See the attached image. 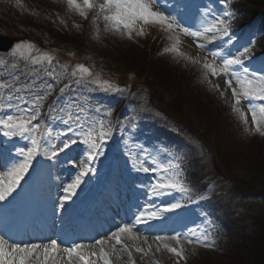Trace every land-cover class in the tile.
I'll list each match as a JSON object with an SVG mask.
<instances>
[{"label": "snow or ice", "instance_id": "1", "mask_svg": "<svg viewBox=\"0 0 264 264\" xmlns=\"http://www.w3.org/2000/svg\"><path fill=\"white\" fill-rule=\"evenodd\" d=\"M64 2L69 11L84 20L91 14L97 40L104 31L137 41L147 35L148 29L157 28L169 42L162 53L199 65L201 83L229 105L242 134L264 137V60L253 66L255 34L239 43L233 31L236 13L232 0H212L202 9L197 6L198 24L185 14L187 5L182 7L173 0ZM214 3L222 7L215 8ZM15 5L24 8L23 0H15ZM56 15L67 27V21L59 13ZM181 36L191 37L196 48L206 54L192 56L182 51ZM53 53L54 50H41L32 41L21 40L0 57V136L5 138L0 142V157L4 160L0 163V169H4L0 171V264H160L157 257L162 252L170 254L173 264H186L189 251L194 252L197 246L214 247V234L199 226L151 238L141 233L140 225L150 231L151 222L160 220L165 213L207 198L196 191L199 185L188 180L181 150L137 143L141 129L132 110L121 118L116 107L94 94L119 93L130 101H142L143 110L151 112L144 97L102 79L100 73L83 63H61ZM117 131L121 133L130 172L143 177L137 187L144 201L142 205L137 202L136 211L128 209L130 217L113 219L104 233L87 240H64L59 236L24 240L7 228L3 222L11 206L21 198L32 172L45 166L38 157L58 161L63 154L70 166L66 171L71 182L63 185V195L52 208L53 215L70 212L78 190L82 191L98 175L96 162L108 158L107 148ZM18 141L23 145L18 146ZM214 186L212 182L207 187ZM177 194L182 198L177 199Z\"/></svg>", "mask_w": 264, "mask_h": 264}, {"label": "rangeland", "instance_id": "2", "mask_svg": "<svg viewBox=\"0 0 264 264\" xmlns=\"http://www.w3.org/2000/svg\"><path fill=\"white\" fill-rule=\"evenodd\" d=\"M119 47H121L122 48V45H120ZM108 49H112L111 47H108ZM99 50V49H98ZM96 53H98L99 54V52H97V51H95ZM123 54H125V56H131V55H128V54H126L125 52L123 53ZM129 60H131V59H129ZM172 72H173V70H171ZM207 96V98H209V97H211L209 94L208 95H206ZM196 98V96L194 97V99ZM197 105H199V104H197ZM220 124H222V123H220ZM235 141H238L236 144L238 145L239 143H241V140L240 139H234ZM237 148H238V153L237 154H235L234 155V157L235 158H237V157H239L240 155H244V159H246V158H248V159H250V160H255V158L257 157V155L255 154V153H253L252 151H250V150H247V149H244V150H241L238 146H237ZM262 154H264V148H263V150H262ZM191 256H192V254H188V257H189V259L191 258ZM239 260L241 261V263H245V262H250V256H247V255H244V254H241V253H239ZM192 260V259H191ZM223 264H227L226 262H222ZM240 262L238 263V264H241ZM190 264H200L196 259L193 261V262H191Z\"/></svg>", "mask_w": 264, "mask_h": 264}, {"label": "bare ground", "instance_id": "3", "mask_svg": "<svg viewBox=\"0 0 264 264\" xmlns=\"http://www.w3.org/2000/svg\"><path fill=\"white\" fill-rule=\"evenodd\" d=\"M51 4H55V2H50V5ZM47 10V9H46ZM45 10V11H46ZM133 54H135V56L137 57L136 59H138L139 57H140V55H141V49H135V50H133V52H132ZM260 175V184H261V186H263L264 187V172H262L261 174H259ZM160 262H164V261H160Z\"/></svg>", "mask_w": 264, "mask_h": 264}, {"label": "trees", "instance_id": "4", "mask_svg": "<svg viewBox=\"0 0 264 264\" xmlns=\"http://www.w3.org/2000/svg\"><path fill=\"white\" fill-rule=\"evenodd\" d=\"M259 2V1H263V0H254V2ZM262 255H263V257H264V251L262 252Z\"/></svg>", "mask_w": 264, "mask_h": 264}]
</instances>
